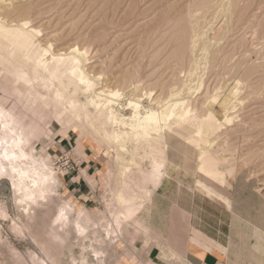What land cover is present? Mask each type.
<instances>
[{
	"label": "bare ground",
	"instance_id": "obj_1",
	"mask_svg": "<svg viewBox=\"0 0 264 264\" xmlns=\"http://www.w3.org/2000/svg\"><path fill=\"white\" fill-rule=\"evenodd\" d=\"M79 2L0 0V190L6 187L20 210L12 217L6 200H0V218L35 249L22 254L5 238L13 259L4 264H111L108 250L123 241V224L131 221L147 228L139 219L147 213L142 212L144 200L154 187H162L181 172L194 177L203 173L198 168L201 160L214 167L233 163L234 139L240 136L247 142L244 129L264 125V116L235 117L252 99L264 107V0H88L99 19L90 36L76 33L87 13L82 7L79 17L84 15L78 17ZM49 12L57 19L68 14L81 20L70 18L67 33L49 30L43 35L40 23L32 20L40 17L43 22ZM51 18L43 28L55 21ZM63 20L66 25L68 19ZM86 23L84 28L93 25L88 19ZM109 24L113 28L126 24L135 35H128L136 42L135 51L130 41L132 61L131 55L128 59L120 52L128 46L125 35L126 44L118 49L122 33L118 32V39L108 30ZM74 30L75 40L65 41ZM144 61L147 72L142 75ZM211 76L220 83L213 80L216 86L212 83L210 89ZM124 97L126 104L121 101ZM218 101L224 109L221 118L212 108ZM59 126L75 129V150L85 143L103 145L108 159L115 162L107 174L118 177L120 189L111 192L118 207L106 212L105 221L101 217L93 221L85 207L61 196L58 170L66 169L54 167L36 152L44 129ZM216 138L226 157L212 161L209 147ZM255 155L263 156L264 148L249 150L242 160L250 162ZM191 161L195 166L188 169ZM196 184L193 179L194 188ZM39 214L50 217L38 221ZM71 231L79 240L89 232L95 235L93 242L79 246L92 261L75 258L68 244Z\"/></svg>",
	"mask_w": 264,
	"mask_h": 264
},
{
	"label": "rangeland",
	"instance_id": "obj_2",
	"mask_svg": "<svg viewBox=\"0 0 264 264\" xmlns=\"http://www.w3.org/2000/svg\"><path fill=\"white\" fill-rule=\"evenodd\" d=\"M88 5V0H80L79 4L80 6H78L79 8L77 9V12L79 11V13L77 14L79 17V14H81L80 12L83 11L82 7H85V11H83V13L85 14V12H92V15H90L91 13H86L85 16H83L82 19L83 21L78 22L80 23L79 26L77 24V27H80L76 30L77 31H83L82 34H86L88 33L87 36H90L94 29H96V24L98 23V17H94L96 15L93 14V10L94 9H89L85 6L86 4ZM84 4H81V3ZM80 9V10H79ZM95 12V10H94ZM68 16L66 18V16ZM63 17L65 18H60L57 19L56 18V14L53 12H49L47 14V18L45 17V19L43 18V22L45 23L46 21H50L48 19V17L51 18V16L53 18H51V22L53 21V19L58 22L53 21L51 23V25L48 28H43L42 25H44V23L40 20L39 18L33 19L32 23L33 24H39L40 26H38L39 28L42 29V34L44 35V33L49 32V30L51 31H55L53 33H61V31L67 33V29L71 23V21L73 22V20H78L80 21L81 19H77V15L74 16H69L68 14H65ZM90 15V17H89ZM76 17V18H75ZM94 18L95 25H94V20L92 18ZM72 20H71V19ZM92 20L90 22V19ZM65 19V20H63ZM68 19V20H67ZM71 21H70V20ZM85 19V20H84ZM87 19L89 20V25H91L90 23H92L93 25L91 26V28H89L88 26L84 28L85 24L82 23H86ZM113 19V18H112ZM36 20L39 22H36ZM66 21V25H64L62 22ZM36 22V23H35ZM69 23V24H67ZM88 23H86L87 25ZM55 25L57 29H59V31L57 29H55ZM68 25V26H67ZM111 25V26H110ZM67 26V27H65ZM94 26V27H93ZM63 27V28H61ZM108 30L110 29L113 30L112 32H115L116 35L119 34L118 32L120 31L122 34H119L120 36H122L119 39V36L117 35L118 39L116 38L115 33H111V35L113 36V39H117L118 44L120 47H118V49L123 48L124 45L127 43L128 44V48H124L120 51L121 53H124L125 55H128V59H130L132 56L134 57L135 54L133 53L131 55L132 49L130 44V41L133 42V38L132 40H130L131 36H128L131 32L129 31L130 29H127V25L125 24L124 26H115L113 28L112 24L108 25ZM118 27V29L116 28ZM83 28V29H82ZM112 28V29H111ZM120 28V29H119ZM126 28V31L128 32V34L126 33V31L124 30ZM54 29V30H53ZM90 32H89V31ZM124 30V31H123ZM57 31V32H56ZM117 31V32H116ZM80 32V33H81ZM123 32H125L123 34ZM75 30L74 33H69L66 36V39H64L65 41H73L75 40V36L76 35ZM90 33V34H89ZM133 34V33H131ZM126 37V43L125 40L123 39L124 36ZM68 36V37H67ZM71 36V37H70ZM74 36V37H73ZM86 36V35H85ZM111 36V38H112ZM135 35L133 34V37ZM73 37V38H72ZM72 38V39H71ZM110 38V39H111ZM124 40V41H123ZM69 41V42H70ZM135 41V38H134ZM125 43V44H124ZM136 43V42H135ZM133 42L132 45H135L134 49L136 48V44ZM123 45V47H122ZM92 46V45H91ZM249 47H251V45H249ZM131 48V50H130ZM132 51V52H131ZM136 51V50H135ZM120 52H118L117 54H119ZM126 52V53H125ZM129 52V53H128ZM199 56H200V51L198 52ZM131 55V57H130ZM133 57L131 58L130 61H132ZM127 60V59H126ZM130 61H125L127 62L126 64H132V62ZM130 62V63H128ZM130 64V65H131ZM146 66V61H144L142 63V69L141 70V74L144 75L147 72V69L144 65ZM129 65V66H130ZM201 71V70H199ZM207 79V77H206ZM212 79V80H211ZM208 80H211L210 82ZM213 76H211V78L209 77V79H207V85L210 87V89L213 86L218 85V83H220V81L217 83L215 80V84L213 83ZM235 80H233V82H228L229 84H227L226 89H225V93H227L229 91V89L232 87V85L234 84ZM213 83V86L210 85ZM223 83V82H222ZM201 91V90H200ZM200 93V92H199ZM198 93V94H199ZM184 96V95H183ZM144 97V98H143ZM126 97H124L121 101L122 103L126 104ZM143 102L146 103L147 98L145 96L141 97ZM145 100V101H144ZM258 102V103H257ZM257 105V107L255 105ZM260 101H258V99L255 100H251L250 102L246 103L245 106H247L244 109L239 110V115H235V117H237L238 119H242L243 117H255L257 119L262 118V116H264V107H259ZM253 105V106H251ZM251 107V109H250ZM212 108L214 109V111L217 114L218 118H221L224 115V109L223 107L220 105V102H216L213 104ZM249 108V109H248ZM258 108V110H257ZM262 109L259 110V109ZM245 109H248L245 111ZM255 109V110H253ZM235 110V109H234ZM257 110V111H256ZM259 111L261 112V114L259 113ZM249 112V113H248ZM245 113H247V115H245ZM252 113V114H251ZM242 116V117H241ZM236 118V119H237ZM263 123V122H262ZM245 133L247 135H249V141H242L241 137H238V140L235 138L234 140L236 141V151H234L232 154V156H230V158H233V163H228L225 164V162L222 164V166L224 168H227V170L229 172L234 171L233 169L237 170L236 175L234 178H238L239 182H240V186H241V190L244 192L243 197L245 198V202L243 204V210L242 213L244 214V217H246V219H252L253 222H255V225L257 227H259L260 229L264 230V155L260 156V155H255L250 162H244L242 159L245 156V154L251 150V149H256V148H264V125H250L249 127L245 128ZM76 138H77V133L75 132V129L72 126H68V127H63V126H59L56 127L54 130L46 128L44 129V131L41 133L40 136V141H37L35 144V149L36 152L43 154L44 156L48 157L50 159V162L54 165V167H59L60 169H62L63 167L66 169L65 173L62 172L61 170H58L59 174L61 175V179H62V186L60 187V195L65 197L68 200H73L75 203V206H81V207H85L87 209V211L90 212V214H92V220L95 221V219H98L99 217H101V220L105 221L107 220L109 217L107 215L106 212L108 211H112L117 209V205L113 200V195L111 194V192L120 189V185H118L117 180L118 177L116 175L114 176H108L107 174V168H113L115 162L111 161L110 159H108L107 151L105 150L103 145H99L97 146H90L89 144L85 143L82 146V149L80 150H75V146L77 145L76 143ZM240 140L242 142H240ZM215 144H213L212 146H210V150H212L211 154L212 156H210V159L213 161L214 159H223L224 157V151L223 148L220 146L219 142L220 139L216 138L215 140ZM212 141V142H213ZM240 142V143H239ZM185 147V146H183ZM194 148L191 149V147L187 148V151L191 152V153H195V151H193ZM226 153V152H225ZM180 161V157L177 159ZM210 164L208 160H201L198 164L199 167H204L206 164ZM189 165V167H188ZM227 165L232 166L230 168L226 167ZM191 166V167H190ZM194 162L191 161L187 164V168L188 169H192L194 168ZM101 167L103 168V170L105 171V176L103 173H99V171H101ZM98 168V170H97ZM106 168V169H105ZM98 171V176L102 177L103 176V185L102 187H104L102 190L100 189L99 185L98 187H96V180L94 179V174L95 171ZM102 170V171H103ZM81 171V172H80ZM181 174L184 175H188L191 173L189 172H181L178 175H176L175 179L173 178L172 180H176L179 179L178 176H180ZM85 175V176H83ZM86 176L88 177V179L86 178ZM198 179H204L206 178V174H202V175H198L197 176ZM233 178V179H234ZM87 179V180H86ZM171 180V181H172ZM230 180H232V178H230L229 176H226L225 178V183L230 185ZM90 183H89V182ZM131 183V182H130ZM213 183V182H212ZM216 184V183H215ZM132 185V184H131ZM169 185V184H168ZM168 185L166 188H168ZM135 187V184H134ZM130 188L132 191H134V193H136L138 191V188ZM159 187H154L152 189L151 192V196L150 198H148L147 200H144V206L143 208L145 210H149V208H151L152 204L155 202H158V194H156V192L158 191ZM166 192V191H165ZM164 192V193H165ZM139 194V193H136ZM252 194V195H251ZM0 200H6L7 203V210L9 211V215L10 216H16L17 213H20V210H18V208L15 206L16 203L14 202L13 198H12V193L5 187L4 189L2 188L0 190ZM54 202H57V199H54ZM142 208V209H143ZM164 212L166 211L165 209H163ZM169 210V209H168ZM102 211V213H101ZM41 212V211H40ZM142 212H146L143 211ZM102 215V216H101ZM50 217V214L47 216H42V214H39L38 216V221L41 220H45L48 221ZM104 217V218H102ZM183 219L185 217V215L183 214L181 216ZM143 218H147V213L143 214ZM261 224V227L258 225ZM136 223H132L131 221H127L126 223L123 224L122 226V231H123V241L122 242H117L115 244V248L109 249V256L111 257V264H130L131 260L128 259L130 256H132V253H143L145 252V249L150 248V247H155L157 248L158 253V257L160 256L162 260H176V252H173V250H168V252H165V247L161 246V244L159 243V239L158 237H156V241L157 244L155 243V236H151L150 235V242H146L144 241V238L142 239L143 236H148L145 234V232H142L143 228H139ZM0 233H1V239H0V264H4L7 261L12 262V253L10 252V246L9 244H5L3 243L4 239L7 238L8 241L10 242V245H13L19 252H21L22 254H26L28 249H34V246L26 241L21 240L18 236L14 235L10 229H9V222L7 220H2L0 218ZM193 233V232H192ZM94 234L89 232L88 235L86 236L85 240H79L78 238H74L75 234H73V232H70V238H69V242L68 244H72L73 249H72V253L75 256L76 259L80 260L81 257L86 258L87 261H92V257L91 254L88 251H82L80 249V245L81 243H83V245H87L90 242L94 241ZM97 237H101L102 233L98 232L96 234ZM192 239V238H191ZM141 241V243H140ZM134 242V244H133ZM260 250L264 252V235H262L261 241H260ZM96 243V242H94ZM142 244V246H141ZM138 245V246H137ZM63 255L65 257L64 262L68 263L69 261V252L68 249H65L63 251ZM130 261V262H129ZM145 262L147 264H155V262H152V260H146ZM247 262V260H246ZM7 263V262H6ZM138 264V263H137Z\"/></svg>",
	"mask_w": 264,
	"mask_h": 264
},
{
	"label": "crops",
	"instance_id": "obj_3",
	"mask_svg": "<svg viewBox=\"0 0 264 264\" xmlns=\"http://www.w3.org/2000/svg\"><path fill=\"white\" fill-rule=\"evenodd\" d=\"M198 168L204 169L206 178L198 179L203 173L196 172L195 177L181 174L179 179L164 182L156 192L161 198L146 210L147 218L139 219L147 226L142 230L148 235L142 237L145 243L150 235L155 236V243L159 241L165 252H176V260H162L155 246L132 253L130 264H147L145 259L155 264H264V252L259 249L264 230L242 213L245 198L239 179L234 178L237 170L229 172L208 162ZM97 170L94 179L102 190L103 176H98ZM102 170L99 173L105 176ZM218 171L221 174L216 179ZM226 176L232 178L230 185L225 183ZM193 179L200 190L195 189L197 184L194 188Z\"/></svg>",
	"mask_w": 264,
	"mask_h": 264
}]
</instances>
